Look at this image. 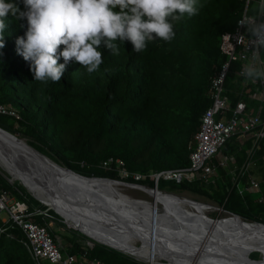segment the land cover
Masks as SVG:
<instances>
[{
    "label": "trees",
    "instance_id": "trees-1",
    "mask_svg": "<svg viewBox=\"0 0 264 264\" xmlns=\"http://www.w3.org/2000/svg\"><path fill=\"white\" fill-rule=\"evenodd\" d=\"M15 2L26 10L22 0ZM245 6V0H197L198 14L185 15L175 24L176 35L171 42L152 41L138 53L130 41H125L119 44V55L110 54L102 45L104 57L98 70L89 73L73 59L56 83L35 81L30 62L17 54L16 40L26 38L27 21L9 14L3 34L5 46L0 49V104L15 108L21 120L0 115V128L26 138L32 147L83 176L154 188L151 174L191 165L194 137L213 103L211 80L228 60L221 51V38L235 31ZM63 48L61 45L59 51ZM260 55L264 60V46ZM59 63H64L62 57ZM241 66V62H232L224 83V95L233 108L243 90L238 76ZM245 100L249 108H258L257 101ZM240 137L236 135L223 147L224 154L237 155L239 165L253 144L246 140L241 146ZM256 149L257 165L251 172L264 179V139ZM109 159L113 164L104 168ZM117 160L130 176H122ZM232 169L220 168L214 184L161 179L158 188L169 193L189 192L248 222L264 224V202L258 201L257 194H239L230 175ZM134 174L144 178L137 181ZM0 186L25 201L31 212L48 210L51 218L32 217L40 225L53 223L67 229L54 210L16 184L12 188L2 174ZM49 229L59 242L56 229L52 225ZM79 236L85 237L73 229L63 233L67 253L97 258L105 264H145L98 243L88 248ZM23 238L21 229L8 226V233L0 236V264H36L21 243ZM251 258L260 259V253H252Z\"/></svg>",
    "mask_w": 264,
    "mask_h": 264
},
{
    "label": "built area",
    "instance_id": "built-area-1",
    "mask_svg": "<svg viewBox=\"0 0 264 264\" xmlns=\"http://www.w3.org/2000/svg\"><path fill=\"white\" fill-rule=\"evenodd\" d=\"M245 1V9L238 20L235 31L228 32L221 38V51L228 57V60L211 80L213 103L202 117L200 130L194 137L195 144L193 148L191 147L190 154L191 165L187 168L151 174L157 188L161 179L177 183L185 180L190 182L202 180L206 184H214L219 179L218 170L220 168L228 170L233 167L230 175L239 194L241 196L246 193L257 194L259 195L258 201L264 202L262 195L264 179L256 178L251 172L252 168L257 165V144L264 139V80L253 81L242 74L244 68L249 65L264 68V60L260 55V50L264 46V11H261L259 7L260 0ZM252 29L257 30L256 35L252 34ZM232 62L242 63L238 76L243 81V90L234 108L231 106L230 99L224 95V83ZM246 97L257 101L258 108H249ZM0 115L9 116L16 121L21 120L19 112L11 106L0 104ZM239 134L242 136L240 137L241 146L245 145L246 140L253 142L241 165L237 162V155L223 153V147ZM113 162V159H109L103 167L109 168ZM116 162L121 166L122 176H130L122 168L124 164L120 160ZM132 176L137 181L144 178L139 174ZM10 194V191L0 186V236L8 233L10 224L21 229L25 236L21 239V243L36 264H105L97 258L87 259L85 256L67 253L50 232L49 228L53 223H50V226H43L32 218L34 215H43L46 219L51 218L48 210L35 209V212H31L25 201L19 199L13 201ZM4 213L8 216L2 217ZM86 247L93 248L94 243L88 240ZM84 250L87 254L88 249ZM135 260L151 264L141 259Z\"/></svg>",
    "mask_w": 264,
    "mask_h": 264
},
{
    "label": "bare ground",
    "instance_id": "bare-ground-1",
    "mask_svg": "<svg viewBox=\"0 0 264 264\" xmlns=\"http://www.w3.org/2000/svg\"><path fill=\"white\" fill-rule=\"evenodd\" d=\"M0 165L14 181H20L33 195L57 209L71 226L83 231L90 239L99 244L114 246L148 263L248 264L247 256H251L255 250L264 253V229L254 228L232 217H226L227 220L222 222H212L208 213L215 209L206 203L207 207L203 208L194 204V199L160 192L147 194L152 198L150 201L133 199L121 192V188L125 186L85 183L89 189L94 188L109 199L108 192L112 194L117 191L121 199L115 200L120 201L123 206L119 203L117 205L144 221L141 223L144 224L143 227L134 223L120 226L113 224L110 219L94 220L91 214L81 213L73 203L56 197L42 183L41 177L69 186H75L81 181L64 170L56 169L54 173L45 168L22 147L7 142L2 136ZM247 234L250 235L244 238ZM190 242L193 244L186 245ZM209 242L227 244L207 250L210 248ZM197 245H200L199 250L195 249ZM212 252L218 258L213 257Z\"/></svg>",
    "mask_w": 264,
    "mask_h": 264
},
{
    "label": "clouds",
    "instance_id": "clouds-1",
    "mask_svg": "<svg viewBox=\"0 0 264 264\" xmlns=\"http://www.w3.org/2000/svg\"><path fill=\"white\" fill-rule=\"evenodd\" d=\"M22 2L26 10H21L15 0H0V49L5 46L3 34L8 15L18 21L26 19V38L16 40L17 54L30 62L35 81L45 83L60 82L73 59L89 73L98 70L104 57L102 45L110 54L119 55V44L125 41H130L138 53L149 42H171L176 35L175 24L185 15L192 17L199 12L197 0ZM259 7L264 11V0H260ZM252 34L256 35L257 30L252 29ZM61 45L64 48L59 51ZM61 57L64 63H59ZM242 74L253 81L264 80V68L249 65Z\"/></svg>",
    "mask_w": 264,
    "mask_h": 264
},
{
    "label": "water",
    "instance_id": "water-1",
    "mask_svg": "<svg viewBox=\"0 0 264 264\" xmlns=\"http://www.w3.org/2000/svg\"><path fill=\"white\" fill-rule=\"evenodd\" d=\"M0 136H2L4 139H6L7 142L15 143L17 146L22 147L28 154L31 155L32 158L37 160L45 168H48L49 170H52L53 172L56 171V169L57 170H61V171L64 170L70 176H74V178H76L77 180L81 181L80 183L75 184V186H69V185H62L58 181L49 180V178L41 177L42 183L45 184L56 197H58L60 199H63L65 202L73 203L77 207V209L80 210L81 213L83 212L84 214H87V215L91 214V216L93 217L94 220H102V221H104L106 219H110V221H112L113 224H117V225H120V226L121 225L133 224V223L138 225V227H143V225H144V224H141V223H144L143 219H141L139 217L137 218L136 216L133 215V213L131 211L126 212V210H124L123 208H120L117 205V203H119L120 205L123 206V204L120 201L115 200L116 198L121 199L120 195H119V193L117 191L113 192L112 194H110V192H108V196L111 198V199H109V198L104 197V194L98 192L94 188L93 189H89L88 186L85 185V183H87L88 185L101 183V184L110 185V186L111 185L125 186V187L139 189V190L143 191L146 194H149L150 192H152V193L153 192H160V193H165V195H171V196L180 197V196H178L176 194L166 193L164 191H161L157 187L149 188V187H146V186H143V185H139V184L127 183V182L122 181V180H113V179H109V178L83 176V175H81V174H79V173H77V172H75V171H73V170H71L69 168L61 166L60 164L56 163L55 161H53L48 156L44 155L43 153H41L40 151H38L37 149L32 147L24 139L18 138L16 135L11 134L10 132H7L6 130H4L2 128H0ZM34 169H36V168H34ZM11 181H14L13 178H12ZM24 187H26V186H24ZM26 189L39 202H41L42 204L48 206L49 209L55 210V212L62 219L65 220V221L64 220L63 221L66 223V225L69 228L74 229V230L79 231L82 234H84L83 231H81L80 229L71 226L68 223V221L65 218V216L61 215L57 211V209H55L54 207H52L49 204L44 203L38 197L33 195L32 192L27 187H26ZM192 202L194 204L198 205V206L203 207V208L207 207V205H205V202L197 201V200L192 201ZM208 206L210 208H214L217 211H220V212H223L225 214H228L229 217H232L235 220L240 221V222L242 221L244 224L252 225V226H254V228H258V229H264V224H262V223H259V222H248V221L244 220L241 216L226 211L223 207H214V206H211L209 204H208ZM209 218L211 219L212 222H222V221L227 220V218H215V219L211 218V217H209ZM249 235L250 234H247V235H244L243 237L246 238ZM227 242L230 243V241H227ZM177 244H179V243H177ZM192 244L193 243L190 242V244H186V245H192ZM226 244H227L226 242H209L208 243V247L210 246V248L207 249V250H212V249H214V247H219V246L222 247V246H224ZM101 245H104V246H106L108 248L117 250V251L123 253L126 256L138 259V258H136L134 256H131V255L125 253L124 251H122V250H120V249H118V248H116L114 246H111V245H108V244H105V243L104 244L101 243ZM195 249L199 250L200 249V245H197ZM255 252L260 253V259L255 260V259H252L251 256H249V257L247 256L248 264H264V253L260 252L258 250H255L253 253H255ZM206 255H207V253L205 252L204 256H206ZM211 255L213 257L218 258V256L215 253H213V252H212ZM167 264H169V263H167Z\"/></svg>",
    "mask_w": 264,
    "mask_h": 264
},
{
    "label": "rangeland",
    "instance_id": "rangeland-1",
    "mask_svg": "<svg viewBox=\"0 0 264 264\" xmlns=\"http://www.w3.org/2000/svg\"><path fill=\"white\" fill-rule=\"evenodd\" d=\"M18 138H21V136L19 135H16ZM21 139H24L25 141H27L26 138H21ZM0 174H2L6 179L7 181L11 184V187L13 188V184L17 185L18 187L22 188L24 191L28 192V190L26 189V187H24V185L20 182V181H11V176L9 175V173L0 165ZM121 192L124 193L125 195L127 194V196L133 198V199H144V200H152V198H150L146 193H144L143 191L139 190V189H135V188H130V187H122L121 188ZM29 193V192H28ZM30 194V193H29ZM172 194H176L178 196H181V197H187V198H191V199H194V200H197V201H202V202H205L211 206H214V207H219L217 206L216 204L212 203L211 201H209L208 199L206 198H203V197H200V196H197V195H194V194H191L189 192H182L181 190H177L175 193H172ZM31 195V194H30ZM32 196V195H31ZM10 197L11 199L14 201L16 199H18L16 197V195L11 191V194H10ZM33 197V196H32ZM34 198V197H33ZM37 200V199H36ZM48 207V206H47ZM53 210V209H52ZM55 211V210H54ZM7 213H4L2 215V217H7ZM208 216L213 218H226V217H229L228 214H225L223 212H220V211H217V210H214V211H211L208 213ZM214 218V219H215ZM64 220V219H63ZM65 221V220H64ZM65 223V222H64ZM66 224V223H65ZM52 227L56 229L57 233H58V237H57V240L62 244V246L64 247V249H66V245L67 243L63 240V233H66L68 231H70L71 228H69L67 226V229L64 228V227H60L59 225L57 224H52ZM74 230V229H73ZM78 232H75V234H77ZM81 233V232H80ZM82 234V233H81ZM83 236L85 237H82V236H79L80 240L83 242V243H86L88 240H90L86 235L82 234ZM93 243L94 240H93ZM97 243V242H96Z\"/></svg>",
    "mask_w": 264,
    "mask_h": 264
}]
</instances>
